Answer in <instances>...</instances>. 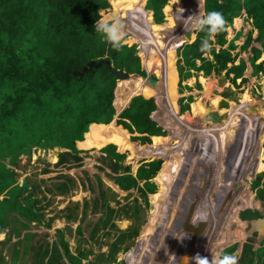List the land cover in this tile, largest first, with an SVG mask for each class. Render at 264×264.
<instances>
[{
    "label": "trees",
    "instance_id": "trees-1",
    "mask_svg": "<svg viewBox=\"0 0 264 264\" xmlns=\"http://www.w3.org/2000/svg\"><path fill=\"white\" fill-rule=\"evenodd\" d=\"M202 3L204 14L217 10L226 21L224 29L213 34L210 41L212 45L217 44L219 50L212 46L208 57L203 56L199 45L205 33L198 31L192 43L177 49L175 74L173 52L177 43L173 38L185 29L184 19L199 12L203 14ZM108 14L118 17L124 25L119 48H113L103 34L94 29L96 20ZM242 15L257 32L256 37L252 38L250 33L244 35L233 23L234 18ZM232 31L235 33L229 39ZM193 37L194 33L189 31L182 42H191ZM156 49L159 50L156 52ZM242 52L249 53L247 65L240 57ZM139 55L145 59L141 60ZM152 63L158 81H152L155 77L148 74ZM117 70L128 75L118 79ZM199 72L204 76L199 77ZM211 75L220 76V85L212 82ZM257 76L264 79V0H200V7L199 0H0V233H6L0 247L8 243L12 235L19 238L15 223L26 229L27 222L39 223L42 218L27 188L31 183L27 180L28 185L21 188L14 172L19 157H30L32 148L64 150L58 154L57 165L70 161L78 165L82 160L79 154L101 148L103 160H110L111 181L121 191L137 189L145 202L148 193L164 194L171 174L176 179L184 174V182L191 174H196L192 167L184 165L188 162L185 156L191 151L187 146H195L194 136L190 144L182 140L175 145V150H170L171 158L163 163L154 178L158 185L156 191L150 179L162 159L141 164L135 175L121 163L125 157L122 153L129 152L127 158L133 161L135 168L141 157L137 154L152 156L150 154H154L162 141L164 131L152 119L156 105L148 97H154L162 105L163 114L171 113L175 117L176 127L169 131L173 140L179 138L177 130L195 131L193 125L181 122L184 116L177 114L178 94L174 86L177 80L179 84L186 82L183 88L192 92L193 77L195 87L201 89L200 96L193 102L191 95L179 98V114L190 104V113L202 120L209 117L210 112L223 115L221 122L204 119L198 127V132L205 131L213 141L205 157L209 154L216 164L222 165L229 159L224 153L226 142H231L232 146L239 143L241 151L237 161L246 166L244 172L247 170L252 175L248 185L256 189L255 199L264 202V179L260 178L264 169V109L262 106L258 112L254 111L245 91L246 83ZM219 89H223L222 92ZM239 94L241 100L236 99ZM261 95L264 98V85ZM240 107L250 109L251 117H241ZM115 109L119 113L114 124ZM242 118L247 122L251 118V125L242 124ZM244 127L248 132H238ZM171 137L163 140H171ZM197 165L203 167L201 161ZM96 181L98 196L93 201V210L99 208L100 215L92 225L90 239L117 214V210L108 205L115 200L116 193L104 188L99 176ZM88 189L94 190L91 185ZM51 190L54 195H66L68 182L58 178ZM245 207L249 206L241 208ZM129 209L134 210L135 206ZM238 216L242 221L261 218L253 209L242 210ZM19 217L27 222L18 221ZM80 230L78 227L77 233ZM127 230L108 245L106 264H124L116 262L115 254L122 246L123 250L128 249L126 243L137 236L138 228L133 225ZM33 236L35 234L26 232L12 243L10 264H15L19 258L16 246L22 242H25L23 253H31L29 264H93L82 263L90 251L71 253L62 231L56 232L50 243L42 237L32 244ZM236 249L237 244H233L221 252L235 254ZM237 264H264V240L254 250L252 238L246 239Z\"/></svg>",
    "mask_w": 264,
    "mask_h": 264
},
{
    "label": "rangeland",
    "instance_id": "rangeland-1",
    "mask_svg": "<svg viewBox=\"0 0 264 264\" xmlns=\"http://www.w3.org/2000/svg\"><path fill=\"white\" fill-rule=\"evenodd\" d=\"M244 16L245 15H242L241 19H235L233 23L237 25V27H240L244 35L250 33L252 38L256 37L255 30L251 27L250 22L243 18ZM193 32L195 34L196 31ZM229 38H231V36H229ZM133 44L135 45L136 43ZM179 45L180 44H177L175 46L173 52L174 69L176 68V61L178 59L176 53ZM162 48L166 51V46L164 44ZM215 48L218 50V46H215ZM158 50L159 49H156L155 51L157 52ZM240 55L246 60L249 53L242 52ZM155 57H158V55H155ZM140 58L141 60L145 59L142 56H140ZM179 64L181 65L182 62L180 61ZM247 64L248 61H246V65ZM153 68L154 63H152V68L148 70L150 71L148 74L153 75L156 79L155 81H158ZM198 76L203 77L204 75L199 72ZM210 79H212V82L214 81V84L217 86L220 85L222 80L220 76L218 77L216 75H211ZM191 80L194 84L192 92H187V90L183 88L186 82L179 84L178 81H176L174 86L178 94L176 98L177 114L179 116H184V120H181V122L193 125L195 131L189 132L191 130H188L187 133L182 130H177L179 138L173 140L169 131L176 127L175 117L171 113H168V115L163 114L162 105L155 104L156 110L153 112L152 119L162 127L164 136L161 137L162 141L154 154H150L152 156L149 157H146L147 155L142 158L140 157L135 168L149 161L162 158L159 169L154 172L150 179L155 185L156 191L158 185L154 178L157 175L156 173L161 169L163 163L171 158L170 155L173 152L170 150H175V145L182 140H188V144H190L194 136L195 146L194 148L192 144L187 146L191 151H188L186 154L185 159L188 162H184V165L186 167H192L195 173H197L191 174L185 182L183 174H180L178 179L171 174L164 194L162 196H156L159 200V208L153 216L149 214L151 208L149 200L150 193L146 196V202L143 197H140L137 189L130 190L134 195L135 193L137 194L134 200L131 198L133 195L132 193L128 195L131 196L129 199H127L128 197L123 198L116 195L114 200L116 202L110 201L108 204L115 209L119 207L116 216L112 218L114 226H103L98 228L94 238L90 239L89 233L92 230V225L97 221L100 215L99 208L93 210V201L95 197L98 196L96 176L100 177L104 188L111 187L110 189H113V183L111 181L113 173L109 169L110 160L104 161L102 158L103 154L98 152L97 149H89L87 152L79 154L82 160L78 165H75L73 161L63 165H57L58 154L62 153L64 150L59 148H54L52 150L32 148L30 157L24 155L19 157L18 167L14 172L17 175L16 181L19 185H21L23 180H25L26 183L27 180H29L31 183L27 188L32 192L31 195L36 201L35 209L41 213L42 218L39 223H35L27 222L19 217L18 221L27 222V228H21L20 224L15 223L16 228L20 232L19 238H17L16 235H12L10 241L0 247V264H10L12 243L21 239L26 232L32 233L33 235L35 234L30 240L33 244L42 237L50 243L55 239V233L60 230H63L64 238L68 242L69 250L73 254H77L78 251H90L88 258L83 260L82 263H87L89 261L93 264H106L108 245L116 239L119 233L129 231L127 229L133 225L138 228L137 236L126 243L128 247L127 250H123L122 246L115 254L116 262L122 261L124 264H185V257L190 258L197 253L203 257H208L210 260L211 253L221 252V250L233 244L241 245L249 238H252L253 249L255 250L258 248L261 241L264 240V228L263 230L259 229L264 225V202L255 199L256 189L254 190L252 186L249 188L248 185L250 181H252V175L249 174L247 170L244 172L243 169H245L246 166L241 165V163L237 161V156H239L241 151L239 148L240 144L237 143L235 146H232L233 144L231 142H226L224 145L226 152L224 151V153L229 159L228 161L224 160L223 165H220V162L216 164L214 160L210 158L209 154L205 157V152L210 150L208 147L211 148V144H213L210 135H206L205 131L198 132L199 125L204 119H207V116H205V118L203 117V120L193 116L190 113V104H188L187 110L184 113L179 114L178 112L179 98H186L188 95H191L193 102L196 96H200L199 93L201 89L199 90L195 87L194 77L191 78ZM262 80L264 79L257 76L251 78L245 85L246 94L249 96L251 105L256 112H258L257 110L262 106L264 109V98L261 95L264 85V81ZM219 90L222 92L223 89ZM212 95L213 93L210 96ZM236 97L237 100H241L240 94ZM148 98L155 100L154 97ZM238 110L241 117L244 115H250L251 117L252 115L250 114V109L247 110L240 107ZM116 111L115 109V115ZM161 116L168 117L166 123H173L174 126L167 128L160 120ZM113 120L115 121L116 119L113 118ZM246 120L247 119L242 118L240 122L242 124L251 125V118L249 122ZM223 122L224 121H222V123ZM238 127L241 126L239 125ZM244 128L245 129L239 128L238 132L241 131L243 133V130L244 132H248V128ZM181 133L182 136L180 135ZM190 133L192 134L189 138ZM130 137L131 135L129 138ZM169 137H171V140H163V138ZM238 137L240 138L241 136L238 135ZM234 139L235 136L232 140ZM116 151L118 152L117 148ZM127 153L129 152L122 153L125 157L121 163L124 166H128L130 170H134L135 168L132 165L133 161L128 160ZM50 155L54 158L52 162L49 161ZM198 161H201L203 167L197 165ZM175 171L177 170H173V172ZM181 173H184V171ZM201 174L205 177L203 178ZM58 178L68 182V191H66V195L57 196L54 195V192L51 190L54 181ZM260 178L261 181L264 179V169L260 174ZM205 179H207L208 182L207 180L205 182ZM212 181H214V183H212ZM215 182H217V184ZM90 185L94 189L92 192L88 189ZM206 187L207 189H205ZM23 195H26V192H24ZM255 200L257 205L252 203ZM85 205H88V207H85ZM242 205L249 206L250 208H241ZM131 206H135V209L130 210L129 207ZM245 209L258 211L261 218L255 221H243V223H241L237 219L239 218L238 213ZM233 212H235V218H232ZM14 216L17 218V215ZM70 216H76L77 219L75 218L76 220H72ZM124 220L128 221V225L124 228H120L118 222ZM66 227L70 228L69 232ZM78 227L81 229L80 233H77ZM1 234L0 240L6 238V233ZM24 244L25 242H22V244L16 246V249L19 251V258L16 260L15 264H29L30 262L31 253H23L22 248ZM238 246L234 251L237 257L240 253V248H238ZM110 264L113 263L111 262ZM189 264H192L190 260Z\"/></svg>",
    "mask_w": 264,
    "mask_h": 264
},
{
    "label": "clouds",
    "instance_id": "clouds-1",
    "mask_svg": "<svg viewBox=\"0 0 264 264\" xmlns=\"http://www.w3.org/2000/svg\"><path fill=\"white\" fill-rule=\"evenodd\" d=\"M183 23L188 31H200L205 33L201 38L199 50L204 54H208L212 49L210 41L213 34L222 31L225 27L226 21L220 11L210 10L205 14L204 12L203 14L199 12L198 15L189 16L183 20ZM123 27V22L112 14L97 19L94 25L95 31L103 34V38L109 42L113 48H119L121 46L122 38L124 37ZM184 259L185 264H189V260L192 264H237L238 261V257L235 254L226 252L211 253L210 260L208 257H203L199 253L190 258L185 257Z\"/></svg>",
    "mask_w": 264,
    "mask_h": 264
},
{
    "label": "water",
    "instance_id": "water-1",
    "mask_svg": "<svg viewBox=\"0 0 264 264\" xmlns=\"http://www.w3.org/2000/svg\"><path fill=\"white\" fill-rule=\"evenodd\" d=\"M189 31L188 30H186V28L185 29H183L182 31H180L179 33H177L175 36H174V38H173V41L175 42V43H177V44H180L181 42H182V40L187 36V33H188ZM117 73H118V75L121 77V76H123L124 74L125 75H128L127 73H125L123 70H117L116 71ZM122 72H124V73H122ZM141 74H144V73H140L139 75H141ZM132 75H135L136 76V74H132ZM145 75V74H144ZM150 78V77H149ZM151 79V78H150ZM152 81H155V80H153V79H151ZM155 101H156V99H155ZM157 102V101H156ZM158 103V102H157ZM223 104H225V106H227V103L226 102H223ZM222 104V105H223ZM126 108V107H125ZM123 110V109H122ZM121 110V111H122ZM119 112H117L116 111V115L118 114ZM219 113L218 112H210L209 113V117H207V119L209 120V121H211V122H221V120H222V117H223V115L222 116H219L218 115ZM115 115V116H116ZM113 118H115V117H113ZM167 118L168 117H166V116H161L160 117V120L165 124V126L167 127V128H170V127H173L174 125H173V123H166V120H167ZM159 125V124H158ZM160 126V125H159ZM164 129V128H163ZM165 130V129H164ZM27 186V183H26V181L25 180H23L22 181V183H21V185H20V187L21 188H25ZM239 245V244H238ZM237 245V246H238ZM241 246H242V244L241 245H239L238 246V248H240L241 249ZM180 264V263H179Z\"/></svg>",
    "mask_w": 264,
    "mask_h": 264
},
{
    "label": "crops",
    "instance_id": "crops-1",
    "mask_svg": "<svg viewBox=\"0 0 264 264\" xmlns=\"http://www.w3.org/2000/svg\"><path fill=\"white\" fill-rule=\"evenodd\" d=\"M164 7V6H163ZM202 13H203V3H202ZM152 16V15H151ZM235 19H237V18H234L233 19V21L235 20ZM238 19H241V18H238ZM237 28H240V27H237ZM184 29V28H183ZM182 29V30H183ZM181 30V31H182ZM198 31H196L195 32V34H194V38H193V40L191 41V42H186L187 44H190V43H192L194 40H195V38H196V33H197ZM194 33V32H193ZM234 33H235V31H232L231 33H230V36H231V38L233 37V35H234ZM256 35H257V32H256ZM231 38H229V39H231ZM185 42H181L180 43V45H179V47L180 46H182V44L184 45V44H186ZM214 48H215V46H218L217 44H213L212 45ZM215 50L216 51H218L219 50V46H218V50L215 48ZM203 56H205V57H208V54H204ZM240 57H242L241 55H240ZM243 58V57H242ZM243 60H245L244 58H243ZM245 61H247V59L245 60ZM175 70V74H176V68L174 69ZM201 73H203V72H201ZM178 81V80H177ZM154 100V99H153ZM154 103H155V100H154ZM155 104H159V103H155ZM128 105V104H127ZM152 115H153V113H152ZM115 116V115H114ZM117 116H118V114L115 116V119H117ZM154 120V119H153ZM114 120L112 119V122H113ZM115 122V121H114ZM115 124V123H114ZM131 135V134H130ZM134 135H136V134H134ZM108 145V144H107ZM78 147H79V145H77ZM106 146V145H105ZM104 147V146H103ZM80 148V147H79ZM101 149V148H100ZM100 149H97V151L99 152V150ZM225 151V150H224ZM137 155H140L141 157H144V156H146V155H143L142 156V154H137ZM146 157H148V156H146ZM150 162V161H149ZM140 166V165H139ZM139 166H137V168L139 167ZM137 168H135L134 170H131V174L132 175H135V172H136V169ZM113 183V182H112ZM116 185L113 183V185H112V190L116 193V195L118 196V197H123V198H125V197H128L127 199H129V197H131V196H128V195H131V191L133 190V189H131V191L129 190V191H121L117 186L115 187ZM133 194V193H132ZM137 197V194L135 193V195L133 194L132 195V199L134 200V198H136ZM128 202V201H127ZM122 207V206H121ZM113 208V207H112ZM119 208V207H118ZM118 208H114L115 210H117ZM124 219V218H123ZM72 220H74V219H72ZM124 221H126V222H128L127 220H124ZM114 225V223H113V220L110 222V224L107 226V227H111V225ZM131 225V224H130ZM129 225V226H130ZM68 230V229H67ZM60 231H62L63 232V230H60ZM70 230H68V232H69ZM63 234H64V232H63ZM72 253V252H71ZM73 254V253H72Z\"/></svg>",
    "mask_w": 264,
    "mask_h": 264
},
{
    "label": "bare ground",
    "instance_id": "bare-ground-1",
    "mask_svg": "<svg viewBox=\"0 0 264 264\" xmlns=\"http://www.w3.org/2000/svg\"><path fill=\"white\" fill-rule=\"evenodd\" d=\"M188 133V132H187ZM207 135V134H206ZM215 144H217V143H215ZM49 160H54V158H53V156L52 155H50L49 156ZM51 165V164H50ZM223 165V164H222ZM221 167V166H220ZM184 175V174H183ZM107 184H108V182H107ZM111 185V184H110ZM116 187V186H115ZM111 188V187H110ZM191 197V196H190ZM195 197V196H194ZM195 199V198H194ZM149 200H150V205H151V208H150V210H149V214L150 215H154L156 212H157V210H158V208H159V206H158V202H159V200L156 198V195H154V194H149ZM231 201V200H230ZM252 203H255V205H257V202H256V200L255 201H253ZM232 218H235V212H233V217ZM241 223H243V221H241L239 218H237ZM253 221H255V220H253ZM246 223V222H245ZM118 224H119V227L120 228H124V227H126L127 225H128V223L126 222V221H120V222H118ZM263 228H264V225H263V227H261V228H259L260 230H263ZM202 232H203V229H202ZM0 236H2V234L0 233ZM234 238H235V236H234ZM195 242V241H194Z\"/></svg>",
    "mask_w": 264,
    "mask_h": 264
},
{
    "label": "flooded vegetation",
    "instance_id": "flooded-vegetation-1",
    "mask_svg": "<svg viewBox=\"0 0 264 264\" xmlns=\"http://www.w3.org/2000/svg\"><path fill=\"white\" fill-rule=\"evenodd\" d=\"M161 164V163H160Z\"/></svg>",
    "mask_w": 264,
    "mask_h": 264
}]
</instances>
